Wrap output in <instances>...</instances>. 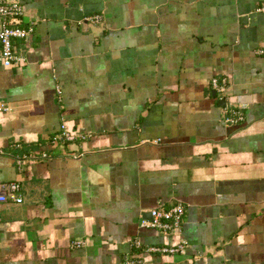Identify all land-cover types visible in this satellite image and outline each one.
I'll list each match as a JSON object with an SVG mask.
<instances>
[{
	"label": "crops",
	"instance_id": "obj_1",
	"mask_svg": "<svg viewBox=\"0 0 264 264\" xmlns=\"http://www.w3.org/2000/svg\"><path fill=\"white\" fill-rule=\"evenodd\" d=\"M263 4L25 0V61L0 67V183L22 197L0 204V264H264ZM61 123L87 139L53 142ZM178 204L180 235L141 227Z\"/></svg>",
	"mask_w": 264,
	"mask_h": 264
},
{
	"label": "built area",
	"instance_id": "obj_2",
	"mask_svg": "<svg viewBox=\"0 0 264 264\" xmlns=\"http://www.w3.org/2000/svg\"><path fill=\"white\" fill-rule=\"evenodd\" d=\"M24 2L25 0H0V67L11 68L22 65L25 61L23 55L19 54L15 47L16 41H26L31 37L34 31V25L29 23L24 26ZM256 12L264 14V4L256 8ZM101 19L100 16L94 15L86 19L91 23H97ZM257 55H264V48H259L255 52ZM210 88L218 94L220 100L227 91L226 78H212ZM56 93L60 91L56 89ZM225 113V123L236 125L243 121V115L234 105L226 103L223 106ZM9 107L0 103V112H7ZM87 139L86 135L72 131L67 128L64 123L59 125L57 134L53 137V142L60 144L81 142ZM49 156L43 152H32L24 155L21 160H17V164L22 160L38 161L47 159ZM12 201L16 204L22 202L20 184L17 182L0 183V204ZM184 208L178 204L169 209H153L149 212V218L141 222V227L154 230L163 236L180 235L182 232ZM75 247L82 246L83 243L76 241L73 243ZM136 249L140 248L138 240L133 241ZM186 242L181 241L174 246L155 247L149 246L145 249L146 253L151 254H181L185 250ZM123 264H140V260H125Z\"/></svg>",
	"mask_w": 264,
	"mask_h": 264
},
{
	"label": "water",
	"instance_id": "obj_3",
	"mask_svg": "<svg viewBox=\"0 0 264 264\" xmlns=\"http://www.w3.org/2000/svg\"><path fill=\"white\" fill-rule=\"evenodd\" d=\"M214 94H215V93H214V92H212V96H214ZM217 104H218V106H223V104H224V103H223V101H222V100H219Z\"/></svg>",
	"mask_w": 264,
	"mask_h": 264
}]
</instances>
